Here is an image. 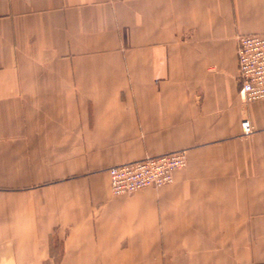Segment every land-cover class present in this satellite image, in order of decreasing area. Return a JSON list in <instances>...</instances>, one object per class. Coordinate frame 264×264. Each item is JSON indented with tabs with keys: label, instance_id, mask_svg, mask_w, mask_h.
Here are the masks:
<instances>
[{
	"label": "crops",
	"instance_id": "crops-1",
	"mask_svg": "<svg viewBox=\"0 0 264 264\" xmlns=\"http://www.w3.org/2000/svg\"><path fill=\"white\" fill-rule=\"evenodd\" d=\"M247 34L264 0H0V264H264ZM179 150L172 184L111 192L110 167Z\"/></svg>",
	"mask_w": 264,
	"mask_h": 264
},
{
	"label": "built area",
	"instance_id": "built-area-1",
	"mask_svg": "<svg viewBox=\"0 0 264 264\" xmlns=\"http://www.w3.org/2000/svg\"><path fill=\"white\" fill-rule=\"evenodd\" d=\"M237 62L241 99L246 104L264 100V36H238ZM242 129L246 134L252 130L249 120L242 121ZM186 166L184 150L112 166L108 169L111 192L116 196L129 195L146 188L170 185L175 172Z\"/></svg>",
	"mask_w": 264,
	"mask_h": 264
},
{
	"label": "rangeland",
	"instance_id": "rangeland-1",
	"mask_svg": "<svg viewBox=\"0 0 264 264\" xmlns=\"http://www.w3.org/2000/svg\"><path fill=\"white\" fill-rule=\"evenodd\" d=\"M252 131H253V128H252ZM250 135V134H249Z\"/></svg>",
	"mask_w": 264,
	"mask_h": 264
},
{
	"label": "bare ground",
	"instance_id": "bare-ground-1",
	"mask_svg": "<svg viewBox=\"0 0 264 264\" xmlns=\"http://www.w3.org/2000/svg\"><path fill=\"white\" fill-rule=\"evenodd\" d=\"M135 162V161H134Z\"/></svg>",
	"mask_w": 264,
	"mask_h": 264
}]
</instances>
